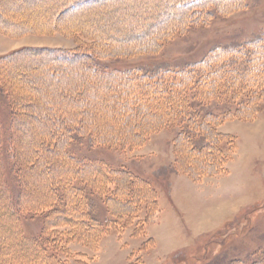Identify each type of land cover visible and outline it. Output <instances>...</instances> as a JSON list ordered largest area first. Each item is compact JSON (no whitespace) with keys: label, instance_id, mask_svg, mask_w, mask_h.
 <instances>
[{"label":"rangeland","instance_id":"374dc122","mask_svg":"<svg viewBox=\"0 0 264 264\" xmlns=\"http://www.w3.org/2000/svg\"><path fill=\"white\" fill-rule=\"evenodd\" d=\"M68 1L0 0V57L10 55L0 60V171L12 198L28 189L24 203L35 207L52 197L53 187L67 195V175L81 170L69 154L103 161L150 187L138 182L146 186L143 194L130 189L127 173L122 189L110 194L109 185H118L111 176L105 189L85 183L103 233L65 240L63 247L84 256L71 254L63 264H264V93L250 107L249 89H229L203 103L190 96V114L199 122L215 115L214 132L221 133H196L188 143L194 126L184 115L147 124L121 111L118 102L131 95L120 93L123 80L116 75L190 69L214 49L264 37V0H105L71 13ZM50 49L84 55L72 63ZM240 68L253 64L247 59ZM109 111L119 113V122L104 114ZM211 152L218 153L217 166ZM86 168L91 177L101 173ZM144 197H151L150 207ZM38 207L34 216L21 213L29 237L47 225L40 214L45 204ZM68 207L52 212L48 225L73 227L67 219L78 215ZM128 208L134 213L116 220L113 214ZM11 222L0 210V264H35L40 253Z\"/></svg>","mask_w":264,"mask_h":264},{"label":"trees","instance_id":"16d2710c","mask_svg":"<svg viewBox=\"0 0 264 264\" xmlns=\"http://www.w3.org/2000/svg\"><path fill=\"white\" fill-rule=\"evenodd\" d=\"M103 1L105 0H69V7L66 10H69L68 12L71 13V11L73 12L85 7L88 8L89 6L102 5ZM179 5L182 7V3H179ZM58 10L61 11V7ZM27 30H25V32ZM50 52H55V54L58 55L59 59L61 60H63V57L69 58V61L72 63L78 62L76 60V56L78 58L80 56L83 57L84 55L80 52L69 53V51H64V53H62V51L51 49ZM3 58L8 59L10 58V55L0 57V60ZM247 59L252 62L253 68L250 70H241L240 65ZM116 75L118 76V80H123L121 83L122 91H120V93L122 95H127L130 92L131 95L128 99V103L124 100H122V102H118L121 97L118 96L117 102L121 111H123V108H125L127 116L138 119L140 123L143 122L147 124L151 122L155 124V118L177 120L179 116L184 115L194 126V128L189 129L191 132L187 130L189 134H187V137L185 138L187 139V142L190 143L193 142V138L195 137L196 133H198V136L203 133V138L211 136L212 133L216 135L221 133L217 130L214 132L217 119L215 115L205 114V116L202 117V121L199 122L198 115L190 114L192 107V104L189 100L190 96L194 100H198L199 103H203L204 101L206 102L208 99H211V97H213L215 94L220 95V92L225 93L226 91H229V89H235L240 93L249 89V100L246 102V104L249 103L247 105L250 107L252 103H256L259 93H264V37L257 38L248 42L247 44H241L238 47L232 49L224 47L214 49L208 56H206V58L199 61L197 64H195V66H193V68L190 69H170L164 72L162 71L160 73H156L155 75L148 71H140V69H129L126 72L123 71V73L118 72ZM257 83H262V86H258L259 88L256 87ZM140 95L143 98H140ZM111 111L104 112V114H106L108 117L118 120L119 122L121 119L119 113L115 114L113 117ZM13 112V114L16 113L15 107ZM121 125L123 126V123H121ZM196 127H198V129H195ZM78 129L83 131L82 127L80 126ZM95 132H98L97 128ZM118 133H123L124 136L127 135L126 137H128V134H126L125 130L123 131L122 129H119ZM139 134L142 135L141 131ZM225 134L227 135L228 133ZM79 135L82 138L84 137L82 132ZM99 135V133L96 134V138L94 139L95 143L99 142V140H96L98 137H101V135ZM43 140V144L49 142L48 139ZM216 153H209L208 159L214 160L212 164L217 166L219 163L218 160H216ZM69 156L72 162L76 164V167H78V164L80 165L81 170L76 168L75 171L79 175L74 176L68 174L65 182L57 181L58 185H63L66 183L68 190L67 195L61 186L60 188L53 187L52 197H49L46 200L38 201L35 207H32L31 204L24 203V201H26L25 193L29 191L28 189H23L20 191L21 193L18 201H15L12 198V195H10V192L7 189L4 175L5 172L3 169L0 171V194L3 195L0 196L2 197L0 200L1 213L6 212L8 218L11 219L12 222L10 223V229L13 228L14 232H17L18 236L23 241H25L26 244L30 243L32 246L37 248L38 252L40 253V258L35 260V264H63L67 262L72 256L71 254H74L75 256L77 254H84L81 252L75 253L70 249L63 247L62 244L65 240H68V238L72 237L74 239L81 240L82 235L85 239H87V237L89 239H96L97 236L99 237L100 233H103L102 229L104 228V222L99 220V218L93 214L92 210L88 208L89 199L85 183H87L88 187L93 190H100L102 188L105 189L106 185L108 184L107 182L110 179L109 177L111 176L113 177V180H117L116 182L118 185L117 187L109 185L108 191L110 194L116 192L117 188L122 189V181H120L121 173H127L131 178L130 189H142L143 194L146 193V186L138 182L146 183L150 187V184H148L145 179L138 178L137 175L132 173L131 170L113 168L103 161L88 158L86 159L83 157L77 158L76 155L72 154H69ZM18 166L19 163L17 162V168ZM87 166H91L93 168L97 167V169L101 170V173H98L95 170L93 173L100 175L93 174L92 177L89 176V169L86 168ZM85 168L87 172H84ZM85 173H87L86 178L88 180L83 182ZM112 173L115 175H111ZM76 178L78 180L77 182L75 181ZM90 180H93V183H91ZM17 182L19 185L22 184L20 178L18 177ZM93 184H96L97 187L95 188V185ZM149 198L144 197L145 201H143L144 199L141 201L145 203V205L149 206ZM156 200L157 199L155 198V201ZM126 201V203H130L131 199ZM43 204H45V210H43L40 214L42 217H44V219L47 220V225L45 224L44 230H42L41 234L29 237L25 235L23 231L21 213H25V211H27L29 214H31V216H34V212H37L35 210L39 208L38 206ZM66 204L69 206L68 208L76 210L78 215V218L76 216L75 218L67 219L68 223H73V227L71 225H66L65 227L53 224L48 225V221L50 220L49 215L54 211L64 210ZM117 205H112L110 208L113 211L117 210ZM131 213H134L133 210L128 208L127 212H120L117 215H113L116 217V220H119L121 217L132 215ZM85 220L87 222H85ZM107 221L110 222L108 219ZM57 247L63 251L65 258L60 257L59 254L61 251L60 253H58V251L56 252ZM79 260H81V258H79Z\"/></svg>","mask_w":264,"mask_h":264}]
</instances>
